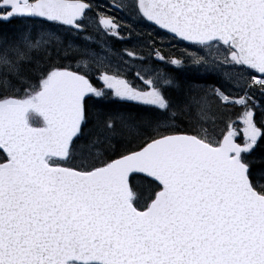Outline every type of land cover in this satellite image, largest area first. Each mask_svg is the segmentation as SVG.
<instances>
[{
  "label": "snow or ice",
  "instance_id": "6c2138e0",
  "mask_svg": "<svg viewBox=\"0 0 264 264\" xmlns=\"http://www.w3.org/2000/svg\"><path fill=\"white\" fill-rule=\"evenodd\" d=\"M0 264H264V0H0Z\"/></svg>",
  "mask_w": 264,
  "mask_h": 264
}]
</instances>
